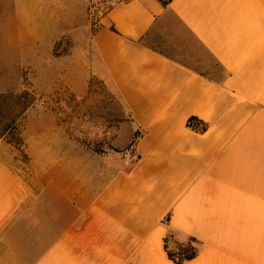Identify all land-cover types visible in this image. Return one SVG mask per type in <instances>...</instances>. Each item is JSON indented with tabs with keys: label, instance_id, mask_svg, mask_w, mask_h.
Returning a JSON list of instances; mask_svg holds the SVG:
<instances>
[{
	"label": "crops",
	"instance_id": "0c3cea01",
	"mask_svg": "<svg viewBox=\"0 0 264 264\" xmlns=\"http://www.w3.org/2000/svg\"><path fill=\"white\" fill-rule=\"evenodd\" d=\"M87 6L0 0V65L38 79L53 68L48 78L66 86L40 95L79 96L95 79L126 113L116 151L101 154L80 150L55 103L24 111L23 163L0 136V264H174L169 230L197 241L183 264H264V0L116 2L96 29ZM171 18L220 81L150 46ZM58 42L70 49L56 54ZM191 117L207 130L187 128ZM136 131L138 159H122Z\"/></svg>",
	"mask_w": 264,
	"mask_h": 264
},
{
	"label": "rangeland",
	"instance_id": "374dc122",
	"mask_svg": "<svg viewBox=\"0 0 264 264\" xmlns=\"http://www.w3.org/2000/svg\"><path fill=\"white\" fill-rule=\"evenodd\" d=\"M150 46L164 55L189 67L202 76L220 81L224 77V71L210 57L197 40L174 18L161 31L156 32L149 39ZM70 45L56 43L54 52L58 55L68 51ZM65 65V64H63ZM14 66V65H13ZM0 65V84L3 91L0 92V133L8 150L14 154L17 161H25L23 154L22 128L24 111L34 103L44 102L60 104L63 120L69 125V132L78 139L80 150L97 154L111 152V140L120 122L126 119V113L115 96L110 95L104 85L95 79H90L87 89L79 96L63 91L56 94H42L36 90L48 86L65 87L54 81L52 74L54 69L48 71L47 76L36 78L33 68L21 69L19 65ZM8 126V128H4ZM128 138L127 125L119 129L116 143L119 147L126 144ZM118 164L121 163L115 153H111ZM16 160L14 167H20ZM183 238L175 235L170 239L169 247L172 251L183 242Z\"/></svg>",
	"mask_w": 264,
	"mask_h": 264
},
{
	"label": "trees",
	"instance_id": "16d2710c",
	"mask_svg": "<svg viewBox=\"0 0 264 264\" xmlns=\"http://www.w3.org/2000/svg\"><path fill=\"white\" fill-rule=\"evenodd\" d=\"M158 1L161 3L163 7L168 6V4L171 2V0H158ZM186 127L197 133H204L207 130L208 125L195 117H191L187 120ZM4 128H8V126H5ZM0 136H2L1 133ZM140 136H141L140 132L136 131L132 137V143L138 140ZM111 150L116 151L112 147ZM175 235L182 237L184 241L176 248L175 251H172L169 247V242L170 239L173 238ZM164 246L169 260L172 261L174 264H183L184 262L194 259L198 255V251H199L198 244L195 238L185 237L174 230L168 231L166 237L164 238Z\"/></svg>",
	"mask_w": 264,
	"mask_h": 264
},
{
	"label": "built area",
	"instance_id": "2783aa9c",
	"mask_svg": "<svg viewBox=\"0 0 264 264\" xmlns=\"http://www.w3.org/2000/svg\"><path fill=\"white\" fill-rule=\"evenodd\" d=\"M131 0H88L87 14L92 29L101 25V18L108 12L116 2H128ZM122 159L137 161L136 149L134 143L129 144L125 149L119 151Z\"/></svg>",
	"mask_w": 264,
	"mask_h": 264
}]
</instances>
